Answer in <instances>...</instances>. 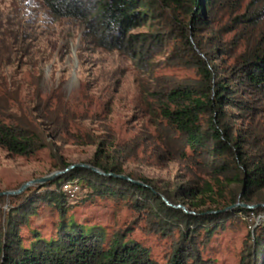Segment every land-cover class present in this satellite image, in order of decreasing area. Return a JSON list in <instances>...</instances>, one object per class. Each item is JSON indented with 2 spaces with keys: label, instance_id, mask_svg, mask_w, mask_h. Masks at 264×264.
<instances>
[{
  "label": "trees",
  "instance_id": "obj_1",
  "mask_svg": "<svg viewBox=\"0 0 264 264\" xmlns=\"http://www.w3.org/2000/svg\"><path fill=\"white\" fill-rule=\"evenodd\" d=\"M41 1L54 18L78 20L83 25L80 42L95 47L125 51L140 59L151 57L163 40L174 41L167 59L194 69L196 77L168 86L159 82L154 93L159 109L155 149L166 159L184 161L192 178L171 188L159 186L125 172L118 160L141 145L137 136L115 146L113 154L103 153L111 148V140L98 141L86 163L105 173L126 174L143 185L76 167L38 184L42 193L28 188L0 196V202L11 199L0 226V264H211L202 257L200 246L214 232L241 216L264 213V205L253 209L240 205L264 204V0ZM146 22L154 27L133 32ZM19 88L12 77L9 86L0 84V147L21 156L47 147L57 159L58 170L67 168L71 164L56 155L55 148L70 135L75 111L60 93L46 98L37 93L31 107L14 110ZM74 177L88 188L83 201L124 200L134 212L135 226L143 222L145 233L167 239L165 262L159 263L148 247L127 238L131 225L113 233L105 246L101 228L65 220L76 192L62 185ZM226 189L230 200L223 208L204 207L203 196L223 195ZM37 202L56 208L61 220L54 238L36 235L30 246L23 247L19 227L36 213ZM250 225L238 264H264V221Z\"/></svg>",
  "mask_w": 264,
  "mask_h": 264
},
{
  "label": "rangeland",
  "instance_id": "obj_2",
  "mask_svg": "<svg viewBox=\"0 0 264 264\" xmlns=\"http://www.w3.org/2000/svg\"><path fill=\"white\" fill-rule=\"evenodd\" d=\"M248 1L243 0V3ZM152 25L146 22L133 32H147L154 27ZM82 32L83 25L78 20L54 18L41 0H0V84L9 86L11 77L19 81V102L13 103V109L31 107L37 93L42 98L60 93L76 113L70 135L65 136V141L57 142L55 148L56 155L65 162L86 163L95 154L98 141L106 138L104 141L111 140L112 146L103 153L113 154L115 146L137 136L141 145L118 158L125 172L167 188L191 179L184 161L166 159L155 149L159 147L155 133L159 109L154 93L159 89V82L164 81L168 86L173 81L196 77L194 69L167 59L174 41L163 40L151 57L138 59L125 51L106 50L80 42ZM56 170L57 159L50 148L21 156L0 147V191L17 189L26 181ZM71 181L69 191L76 194L68 202L65 220L71 219L86 228H101L105 232V246L113 233L131 225L133 231L127 238L148 247L151 257L159 263L165 262L169 253L167 239L145 233L143 222L135 226L134 212L124 200L115 202L110 197H94L83 201L88 188L76 177ZM28 188L37 193L44 191L38 183ZM202 198L206 202L204 207L220 209L229 203L230 195L226 189V194ZM10 201L6 197L0 202V226ZM35 211L19 227L23 247L30 246L36 235L43 239L56 236L61 220L58 210L46 202H37ZM262 221L264 213L228 221L213 233L206 245L200 246L202 257L209 259L211 264H238L250 224Z\"/></svg>",
  "mask_w": 264,
  "mask_h": 264
},
{
  "label": "water",
  "instance_id": "obj_3",
  "mask_svg": "<svg viewBox=\"0 0 264 264\" xmlns=\"http://www.w3.org/2000/svg\"><path fill=\"white\" fill-rule=\"evenodd\" d=\"M76 167H87V168H91V169H93L94 171H96V172H98L100 174H107V175L118 176V177H121L123 179L131 180L133 182H136V183H139V184L143 185V182H141L139 180H133L129 176H127L126 174L105 173L101 169H99V168H97L95 166H92V165H90L88 163H75V164H71L70 166H68L67 168H65L63 170H56V171H54V172H52V173H50L48 175H45L43 177H39V178H36V179H31L29 181H26V182H24L17 189L0 191V196H2V195H15V194H18V193L22 192L24 189H26L28 186H30L31 184H35V183L42 184V183H44L46 181L53 180L55 178H58V177L64 175L66 172H68L69 170L74 169ZM237 204H234V205L230 206L229 208L234 207ZM240 205L243 206V207H246L248 209H253V208H255V207L259 206V205H264V204H245V203H241ZM178 207L182 208L187 213L190 212L183 205H178Z\"/></svg>",
  "mask_w": 264,
  "mask_h": 264
},
{
  "label": "built area",
  "instance_id": "obj_4",
  "mask_svg": "<svg viewBox=\"0 0 264 264\" xmlns=\"http://www.w3.org/2000/svg\"><path fill=\"white\" fill-rule=\"evenodd\" d=\"M71 186H72V181H65L64 183H63V187H64V190H66V191H69L70 190V188H71Z\"/></svg>",
  "mask_w": 264,
  "mask_h": 264
}]
</instances>
